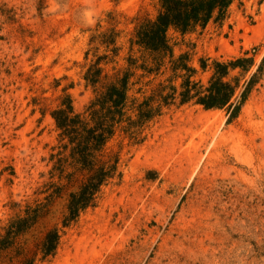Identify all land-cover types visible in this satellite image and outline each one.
Segmentation results:
<instances>
[{"label":"rangeland","instance_id":"1","mask_svg":"<svg viewBox=\"0 0 264 264\" xmlns=\"http://www.w3.org/2000/svg\"><path fill=\"white\" fill-rule=\"evenodd\" d=\"M160 10L161 0H0V240L13 221L38 216L0 264H264V66L231 122L227 108L181 105L186 71L173 70L184 57L207 87L215 61L250 59L248 72L226 78L240 79L239 97L264 61V0L236 2L206 28H171L173 56L159 59L131 42ZM97 64L103 85L133 74L127 116L104 152L118 170L96 206L66 225L87 173L53 113L71 98L89 116L103 89L86 81ZM166 86L177 89L168 105L158 96ZM150 98L159 113L131 127L133 103ZM210 111L216 117L204 116ZM54 230L56 255L44 259Z\"/></svg>","mask_w":264,"mask_h":264},{"label":"trees","instance_id":"2","mask_svg":"<svg viewBox=\"0 0 264 264\" xmlns=\"http://www.w3.org/2000/svg\"><path fill=\"white\" fill-rule=\"evenodd\" d=\"M236 2L242 5L243 0H161V10L157 19L145 21L139 26L136 38L131 42L132 46L138 45L159 56V59L167 55L172 57L173 51L168 39L171 28L187 33L198 26L206 28L212 21L223 22L229 17L230 10ZM251 62L252 60L247 58H237L229 62L215 61L214 74L209 86L205 87L193 80L196 71L187 64L186 58L181 57L174 62L173 67L175 72L186 71L182 76L183 82L178 95L180 104L194 102L206 110L227 108L228 122H231L240 115L248 101L257 75L263 70L264 61L239 97L236 96L240 88V79L236 78L233 83L226 78L236 69L248 72ZM97 66L98 64L90 68L86 81L93 87L101 85L103 89L88 107L89 116L76 113L71 98H67L62 104L63 108L53 113L60 138L66 141L64 148L71 150L70 158L82 172L87 173V180L80 191L71 194L68 206L70 215L66 225L77 220L82 211L96 206L102 186L114 178L118 170V160L113 162L112 159H104V152L108 142L116 135L119 125L127 116L130 79L133 74L130 71L119 73L109 84L103 85V70ZM206 66V62H203V68ZM158 96L168 105L169 101L177 98V89L163 87ZM153 102L154 98H150L141 104L133 103L132 108L137 111L138 121L130 122L131 127L140 126L159 113L160 108L155 109ZM130 119L128 118V121ZM37 217L13 221L7 229L6 236L0 240V253L11 248L19 236L30 230ZM60 239L58 230L48 233L42 246L44 259L56 255ZM23 264H35V260L28 259Z\"/></svg>","mask_w":264,"mask_h":264},{"label":"bare ground","instance_id":"3","mask_svg":"<svg viewBox=\"0 0 264 264\" xmlns=\"http://www.w3.org/2000/svg\"><path fill=\"white\" fill-rule=\"evenodd\" d=\"M204 116L206 117V118H211V117H216V113L215 112H213V111H210V112H206L205 114H204Z\"/></svg>","mask_w":264,"mask_h":264}]
</instances>
